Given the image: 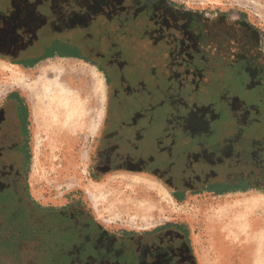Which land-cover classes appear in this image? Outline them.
Masks as SVG:
<instances>
[{"label":"rangeland","instance_id":"374dc122","mask_svg":"<svg viewBox=\"0 0 264 264\" xmlns=\"http://www.w3.org/2000/svg\"><path fill=\"white\" fill-rule=\"evenodd\" d=\"M11 1L0 0V15L11 9ZM28 1L35 4L38 13L51 15L53 0ZM114 1L99 0L100 4L111 2L113 10L119 6L118 0ZM170 1L176 11L195 17L189 30L199 35L197 50L184 33L183 17L177 21V29L172 28V22L168 28L163 23L161 29H148L144 34L141 29L117 28L115 19L108 21L98 12L95 0L63 2L67 15L81 16L72 17L74 23L82 24L86 20L83 13L94 12L86 30L76 26L53 33L47 26L35 41L19 49L20 57L37 56L54 39L85 41L87 48L126 62L122 71L116 66L113 70L115 102L110 115L109 89L96 67L97 62L104 63L94 56H54L24 66L0 55V107L8 103L12 91L21 95L27 107V121H7L1 143L6 159L9 157L22 172V196L33 201H28L29 216L28 205L11 194L3 196L8 200L7 221L15 223L6 245L14 262L19 258L20 264H41L42 255L34 250L42 240L41 214L69 206L82 208L104 228L117 233H148L178 225L186 231L196 264H264V0ZM155 13L162 21L163 12ZM86 32L90 37L85 39ZM58 69L73 71L67 79L69 93L65 92L63 103L58 105L65 106L61 110L55 109L54 100H48L51 94L38 84L46 78H58ZM141 84L147 89V102L167 99L160 109L164 121H189V108L195 116L203 115L212 133L205 145L212 146L214 153L221 151L224 138L236 135L234 118L245 110L240 133L249 144L242 143V149L246 154L252 140L261 142L253 148L257 159L250 160L253 164L243 162L233 167L227 163L217 170L221 180L233 183L243 178L240 189L207 191L202 184L207 181L208 167L195 164L191 170L182 168L185 154L196 152L199 137L187 138V132L177 125L173 131L177 140L170 151L165 148L160 153L163 167L156 172L134 173L125 168L104 175L97 172L98 155L107 149V142L100 137L117 135L115 126L124 119L122 108L134 97L128 95V87ZM78 87L84 88L92 101L89 110L86 105L78 110L70 94ZM237 96L245 100L241 107L233 101ZM106 117L110 121H104ZM152 133H156L154 129ZM147 151L148 165L152 156ZM139 161L128 157L126 163L134 168ZM170 179L172 185L165 182ZM183 180L194 182L193 189L184 193L183 199H174L173 186H182Z\"/></svg>","mask_w":264,"mask_h":264},{"label":"flooded vegetation","instance_id":"af4514ba","mask_svg":"<svg viewBox=\"0 0 264 264\" xmlns=\"http://www.w3.org/2000/svg\"><path fill=\"white\" fill-rule=\"evenodd\" d=\"M24 1H27V4H34L28 0ZM126 2V0H118L119 6L115 7L114 10L110 4L111 2L100 4L99 0H95L96 5L94 4V6L98 9V12L106 16L108 21L115 19L117 28L141 29L144 31V34L148 29H161L163 23L168 28L169 23L172 22V28L177 29L178 25H180L177 21H179L180 17H183V29L186 31L184 33L191 41L193 49L197 50L199 35L189 30L190 23L195 21V17L192 14L187 15V13L176 11V7L170 0H129L128 5H126ZM153 10L155 12L157 10L163 12L162 21L157 18V14ZM177 10L179 9L177 8ZM8 12L4 15H7ZM83 36L86 39L90 37V34L86 32ZM53 42L62 45L61 47L54 48L56 51H71L79 56V58L90 55L104 63V66H102L97 62V66H102L101 69L107 75L106 78L109 85L107 112L110 115L112 113L113 102H115V97L112 94L113 70L116 66L122 71L126 62L122 63V60H116L112 55L103 54L98 49L87 48L85 41L69 43L58 39H54L46 44L37 56L28 55V57H20L19 50L15 52L16 57H11L9 54H4L3 56L7 57L10 61H31L46 52ZM188 55L190 54L188 53ZM120 62L122 63L121 66H119ZM146 90L142 84L138 87H128V95H133L134 97L132 99L128 98V105L122 108L124 119H117L119 122L115 128L119 136L115 135L114 132L110 135L103 134L100 137L103 141L107 142V149L98 155V159L94 165L97 172L104 175L121 168L128 169L134 173L156 172L154 171L155 169L163 167L159 156L160 153H163L165 148H168L170 151V148H173V143L177 140L173 134V131L176 130L175 125H177V128H181L187 132V138H190V136L199 137L198 144L195 147L196 152L185 154L182 168L191 170L195 164H203L208 167L209 172L205 176L207 181L202 184L205 189L211 188L217 190L224 189L227 186L238 187L240 189L242 183L245 182L243 178L233 183L226 181V179L218 180L220 172L217 170L224 168V165L227 163L233 167L242 165L243 162L249 164L251 163L250 160L254 161L253 159H257L258 153L254 152L253 148L261 145V142H254L252 140L253 143L249 145L252 148L246 154L242 149V143L249 144V139L247 140L242 135L243 133H240L241 128L245 124L243 122L245 110L234 118V121H236V131L234 134L236 135L224 138L220 143L222 147L221 151L214 153L212 146L206 147L205 145L212 133L209 128L210 123L207 127V121H205L203 115L195 116L193 108H189V121L180 122L173 121V119H171L172 121H164V116L160 109L167 102V99L157 98L154 102L149 103L146 101L148 97ZM233 101L240 107L245 104V100L240 99L239 96L234 97ZM200 113L203 114L204 112L201 111ZM106 118L105 121H110L108 117ZM7 121H20L17 105L13 102L12 98H9V103L0 107V264H20L19 258L14 262V258L12 259L11 256H8V247L6 245L9 243L8 241L12 233H14L15 223L7 221L6 217L9 215L6 208L8 200H5L3 196L11 194L15 200L26 206L28 205V201L32 202V204L33 201L28 197L24 198L22 196L23 189L20 188L22 172L12 165L9 157L6 159L1 148L4 127L7 126ZM164 124L167 126L166 129H164ZM153 129L156 132L155 134L152 133ZM199 129L200 131L198 132ZM129 132L132 137L128 134ZM201 132L205 133L201 134ZM126 141L128 142L127 144ZM165 141L168 142L166 146L164 145ZM148 149L152 159L148 160L147 165L145 164V160L147 156L149 157L146 153ZM122 150H125V152L121 153ZM136 153L137 155H135ZM245 156L247 159L244 158ZM128 157L137 161L140 160L141 164L134 168L127 165ZM185 181H181L182 186L178 188L173 186L176 189L175 192L179 193L177 189L182 187L193 189L194 182L191 184ZM165 182L172 185L171 179L170 181L165 180ZM30 209L29 207L28 212H30ZM30 215H32L31 212L29 213ZM41 216H43L44 222L43 225L42 223L39 224L42 240L34 248V250H38L42 255L39 261L41 264H196L186 231L178 225L148 233H117L104 228L91 215L85 213L82 208L68 206L59 209V211L47 209Z\"/></svg>","mask_w":264,"mask_h":264},{"label":"water","instance_id":"95a60500","mask_svg":"<svg viewBox=\"0 0 264 264\" xmlns=\"http://www.w3.org/2000/svg\"><path fill=\"white\" fill-rule=\"evenodd\" d=\"M65 0H53L51 7V15H41L35 10V4H27L24 0H12L11 10L7 15H0V54H9L11 57L15 56V52L22 47L30 44L32 40L36 39L38 32L41 29L49 26L51 32L60 31L67 27H82L86 29V25L94 14L93 11L83 13L86 15V20L83 23H74L70 21L76 13L69 15L64 11L63 2ZM26 5V7L24 6ZM28 8V10L26 9ZM53 18L49 25L46 24L47 20ZM64 18H66L64 20ZM64 21V22H63ZM58 23V24H56ZM28 36V39H25Z\"/></svg>","mask_w":264,"mask_h":264},{"label":"bare ground","instance_id":"6f19581e","mask_svg":"<svg viewBox=\"0 0 264 264\" xmlns=\"http://www.w3.org/2000/svg\"><path fill=\"white\" fill-rule=\"evenodd\" d=\"M66 70L67 69H58V72H57L58 78H56V79L46 78L45 80H42L38 83L42 90L44 89L51 94L49 96L48 100H51V99L54 100V101H52V103L54 104V107L57 110L65 109L64 105H62L60 107H58V105H59V103L60 104L63 103L62 101L65 97V92L69 93L68 85H67V79L69 78V75L71 76V73L73 71H66ZM70 94L73 95L72 97L74 98V102L77 105L78 110L84 109L85 105L87 106V108L89 110V108L91 107L92 101H90L89 98L86 97V95L84 93V88L78 87V88H76V90L74 89L73 92H70ZM66 111H67V109H66ZM67 129H69V128H67ZM85 129L86 128H84V130Z\"/></svg>","mask_w":264,"mask_h":264},{"label":"trees","instance_id":"16d2710c","mask_svg":"<svg viewBox=\"0 0 264 264\" xmlns=\"http://www.w3.org/2000/svg\"><path fill=\"white\" fill-rule=\"evenodd\" d=\"M61 46L62 45L53 42L50 45L49 49L46 52H44L40 57H38V58H36L34 60H31V61H20V62L12 61V62L13 63H19V64H22L24 66H32L33 64H35L37 61H39L41 59L48 58V57H53V56L79 58V56H77L75 53H72L71 51H65V52H63V51H56V50H54V48L61 47ZM8 97L9 98H12L13 97L15 99V102H16V105H17V113L19 114L20 121H23V124H24L25 123L24 121H27V107L24 104L23 99L20 98V97H18V95L13 94V93L12 94H9ZM235 189H238V187H230V186H227L224 189L214 190V189H211V188H206L205 190H207V191H213V192H216V193H222V192H226V191H232V190H235ZM173 196L177 200L183 199V194L181 195L178 192H174L173 193Z\"/></svg>","mask_w":264,"mask_h":264},{"label":"crops","instance_id":"0c3cea01","mask_svg":"<svg viewBox=\"0 0 264 264\" xmlns=\"http://www.w3.org/2000/svg\"><path fill=\"white\" fill-rule=\"evenodd\" d=\"M63 58H65V57H63ZM69 58V57H68ZM97 67V69L100 71V72H102L103 73V75H104V78H105V80H106V84H107V88L109 89V85H108V82H107V78H106V74H105V72H104V70L103 69H100L98 66H96ZM16 94V95H18V97H20L21 98V95L17 92V91H12V92H10L9 94ZM9 96V95H8ZM7 96V100H8V103H9V97ZM12 99H13V102H15V99L12 97ZM241 99V98H240ZM15 104H16V102H15ZM104 121H105V119H104ZM219 180V179H218ZM190 187H182V188H179V189H177L178 191H179V194H183L184 195V193H188V191H190ZM174 190H176V189H174ZM175 199V198H174Z\"/></svg>","mask_w":264,"mask_h":264}]
</instances>
